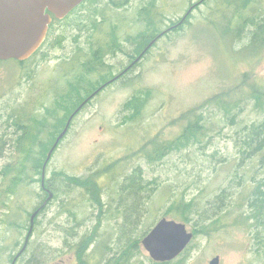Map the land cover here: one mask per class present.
Wrapping results in <instances>:
<instances>
[{"label": "rangeland", "instance_id": "rangeland-1", "mask_svg": "<svg viewBox=\"0 0 264 264\" xmlns=\"http://www.w3.org/2000/svg\"><path fill=\"white\" fill-rule=\"evenodd\" d=\"M115 1L122 5L117 8L108 0V38L119 36L117 44L129 49L142 36L157 35L179 22L191 5L200 3ZM106 3L89 0L78 8L73 17L61 23L67 27L48 52H40L24 65L14 59L0 62V138L12 141L17 137L11 115L18 109L26 112L32 89L40 91L49 81L60 84V79L69 84L74 74L89 72L85 60L81 57L76 61L73 54L93 50L90 38L102 41L93 38L92 28L105 27V22L99 21L104 19ZM248 4L244 14L235 9L221 12L217 0L194 5L179 28L156 40L132 77L110 85L82 110L50 159L46 178L64 172L86 180L100 173L101 204L85 188L55 179V197L40 213L30 243L16 264H78L72 247L94 233L97 235L87 256H96L105 264L129 243L123 232L128 211L133 212L128 229L135 240L144 238L163 217L180 221L176 203L191 200L196 207L188 230L194 232L203 225H209L210 230L197 233L188 251L173 262L211 264L219 256V264H264V228L249 218L257 210L252 206L253 192L264 181V150L245 148L246 141L253 139L264 124V44L260 42L262 48L255 55L243 53L255 44L252 37L258 30L259 41L264 40V0ZM231 19L238 34L229 41L226 33ZM108 60L119 66L125 64L126 57L118 52ZM63 70L64 76L59 77ZM138 92L141 113L132 119L133 111L125 110V106ZM188 111L203 117L206 134L200 142L174 148L154 162L139 156L137 151L153 139L180 136L187 124L183 115ZM11 154L7 145L0 167ZM114 162L119 163L109 172ZM135 174L144 184L138 197L127 189ZM41 187L37 181L23 189L28 199L23 216L26 228L10 231L0 224V241L5 243L10 238L0 264H11L25 244L29 213L48 195ZM217 218L222 225L214 229ZM143 238L129 264L156 262L144 247Z\"/></svg>", "mask_w": 264, "mask_h": 264}, {"label": "trees", "instance_id": "trees-1", "mask_svg": "<svg viewBox=\"0 0 264 264\" xmlns=\"http://www.w3.org/2000/svg\"><path fill=\"white\" fill-rule=\"evenodd\" d=\"M250 1L251 0H241L240 12L242 14L245 13L244 8H246L249 5L248 3ZM112 2L114 4L117 3L115 0H112ZM262 28H264V26H261V29ZM260 34L261 31L258 30L256 32V37H259ZM154 36H156V34L154 33L148 35V37H154ZM144 43L147 42L145 41ZM255 44L257 51H259L261 44L258 38L257 41H255ZM14 60L17 62V64H22L18 60L16 59ZM5 61L8 60H3V61L0 60V62H5ZM98 68H99V64L97 65L96 68L90 67L89 70L98 71L97 70ZM112 77L113 74L109 73V69H108V76L103 75L100 78L103 80L108 78L109 80ZM98 83H99V79L97 81L92 82L91 84L95 86ZM88 92L89 91L86 90V92L84 93H88ZM81 94H83V91H81ZM140 94L141 93L138 92V94L134 95L133 99H130L125 106V110L133 111L132 112L133 115L131 117L132 119L139 117L141 113L142 101H140L141 98H139L141 97ZM262 95L264 96V93H262ZM259 99H261L260 96ZM215 100L217 101V103L222 105L223 102L221 101L220 96H216ZM262 104L264 105V103ZM75 108L76 107H71V106H65L62 109L57 107H48L45 115H43L38 121H35L36 118L35 116H33L34 119L32 121H28L27 117H29L30 114L26 112H22V109L21 110L18 109L16 112H13V114L11 115V119H12L11 122L16 129L17 137L12 141H9V139H4L2 137L0 138V157L3 156L7 145H9L12 148V154L9 156L8 161L4 163L2 167H0V224L6 225L10 231H14V230L19 231V229L21 228H26V224L24 222L23 216H24V212L26 211V205L28 204V199L25 198L23 189L25 187L31 186L34 182L37 181L41 182V186H42L43 168L49 153L48 151L50 150L52 144L57 140L56 137L59 133L60 128L65 125L68 116ZM60 110L64 112L63 115L60 113ZM193 112L194 111H188L183 115V117L187 121V124L185 125V129L180 136H178L174 140L153 139L150 142L144 144L140 148V150L137 151L139 156H142L143 154L142 157H145V159L149 160L150 162H154L162 159L169 151H171L174 148L181 149L187 147L192 142H197V141L200 142L206 134L205 132L206 128L201 121L203 117L201 115L200 116L196 115ZM263 135H264V124H262L257 129L253 139H249L248 141H246L245 148H251L254 150L257 149L256 150L257 152L263 151L264 150ZM118 163L119 162H114L110 166V168L112 169H110L109 172L113 171L114 168L116 167V164ZM100 176H101L100 173H96L90 176L89 178H87L86 180H83L76 176L65 174L64 172H55L54 178L45 179V186L54 193V191L52 190L54 188L53 181L55 179L56 181L63 179L64 181L67 182V184L73 186H81L85 188L87 191H89L92 194L93 200L97 204H101L100 193H98L101 190L100 187H102L100 180H98V177ZM140 180H141L140 175L135 174V176L130 177V181L127 185V189L129 193L137 197L140 189L144 188L143 187L144 184ZM261 185L264 186V181L263 183L258 184L257 188L253 192L252 206L256 207L257 210L249 218H253L257 220L260 223V225H262L264 228V191H262ZM41 188L45 192V195L46 194L49 195V193L45 189H43V187ZM54 197H55V193H54ZM49 203L50 201L48 202V204ZM40 206L36 207L34 211L38 209ZM195 207L196 205L194 200H191L190 202H184V201L177 202L175 205V211L180 216L179 217L180 221L186 224L190 222V215L194 213ZM32 213H29L30 224H31ZM132 214L133 212H131V210L128 211L127 224L125 223L124 225L126 228L123 229V232L125 233L124 235H126V237L129 239L128 245L125 248H122L120 253L109 257L108 260L105 261V264H129L130 260L133 257L134 250H136L140 246L141 239L143 237L132 240L129 233L131 232V230L130 228L128 229V225L132 222L131 221V219L133 218ZM39 215L35 218L34 227ZM208 218H212V217L208 216ZM30 224L29 227L27 226V228H30ZM221 225H222L221 218H217L213 221L214 229L218 228ZM208 226L203 225V227L199 230L195 228L194 232L192 231L194 233V237L199 232H207L208 230H210L209 229L210 227ZM34 227L32 234L34 233ZM150 230H148L143 236L145 237ZM96 235L97 233H94L92 235H86L82 238L80 242H78L75 246L72 247L76 256L75 260L77 261L78 264H100V261L96 258V256L93 255L87 256V251L90 245L94 243ZM9 239H6L5 243L0 241V255L2 251L8 246L6 242ZM186 250L188 251V248ZM16 255L12 258V261L14 260ZM154 264H180V263L169 261V262H155Z\"/></svg>", "mask_w": 264, "mask_h": 264}, {"label": "flooded vegetation", "instance_id": "flooded-vegetation-1", "mask_svg": "<svg viewBox=\"0 0 264 264\" xmlns=\"http://www.w3.org/2000/svg\"><path fill=\"white\" fill-rule=\"evenodd\" d=\"M87 1H89V0H84L80 5L75 7L64 18H58L55 16V14H51L52 15V22L49 25V29H48L46 39L44 40V42L42 43V45L38 49V51L31 58H29L26 61H19L18 60L20 63H22L21 65H24L25 63L29 62L31 59L34 58V56H36L40 52H48L50 50V47L57 44V41L59 40L57 38L59 37L58 35H59L60 31H62V29L64 27H67L61 23L65 22L66 20L73 17L74 13L78 10V8H80L82 5H84ZM106 1H107V3L105 5V9H104L105 10L104 19H101L99 21L101 23L105 22V24H104L105 27L94 26L92 28L93 38H97L98 40L101 39L102 41L97 43L92 38H90V43H89L91 45L90 49H93V50L87 51V52H85V51L82 52V51L78 50V51H75V53L73 54V55H76L75 56L76 61H79V60L81 61V57H82V59L85 60L84 66L87 65L88 69H90V67L96 68L97 65L99 64V68L97 69L98 71H95V70L90 71L89 70V72H84L82 74L81 73L74 74L72 76L73 81H71L69 84H65L64 82L62 83L61 79H60V84H54L55 82L49 81L50 83L44 84L41 87L40 91L35 92V89H32L30 92L29 100H27L26 113L30 114L29 117H27L28 121H32L34 119L33 116L36 117L35 121L40 120V118L43 115H45L48 107H57L60 109L64 108L65 106L76 107L68 116L65 125L60 128L59 133L56 137V139H57L58 136L61 134V132L65 129V127H66L70 117L72 116V114L94 92H96L99 88H101L102 86L105 85L93 98H91L89 101H87L85 103V105L76 113V115L74 116V118L71 121V124H70V127H69L67 133L65 134V136L60 141V143H59L58 147L55 149L53 155L57 152V150L59 149V147L61 145V142L65 139V137L70 132L75 118L82 112V110H84L90 103H92V101L101 92L105 91L110 85H113L114 83L119 82V81H126L130 77H132L134 75L136 69L138 68V66L140 65L142 60L146 57V55L148 54V52L150 51V49L152 47L141 57V59H139V57L142 55V53L145 51V49L148 47V45L155 38H157L158 36L161 35L158 38V39H160V38L166 36L167 34H169L172 30L179 28L180 26H178V25H180L186 21V18L188 17V15L192 11H190V13L187 16H186V14L188 13V11L190 9L193 10L194 5L195 6H198L199 4L203 5V4L208 2V0H200L199 1L200 3H195V4L191 5L190 8L188 9V11L186 12V14L179 20V22L169 26L167 29L163 30L162 32H160L159 34H157L154 37L142 36L140 39H138L134 43L135 45L132 46L131 49H129V48L122 47L121 44H119V45L117 44V42H116L117 39L120 40L119 36L117 37V39L114 38L112 35H110L111 37L108 38V34H109L108 33V0H106ZM124 2H125V0L122 1L123 4H124ZM217 2H218L217 7L221 10V12L230 11L232 9H235L237 12L240 10V7H241V5H240L241 0H227V1L226 0H217ZM114 5L117 6V8H119L120 5H122V4L120 1H118V3H116ZM236 18L237 17H233V19H236ZM231 22H232V19L230 21L229 29L228 30L226 29L227 30L226 37L229 39V41L232 40L234 37H237L236 35L238 34L237 26H235L233 23L231 24ZM98 25H101V24L98 23ZM257 38L260 40V37H256V32H255L254 36L252 37V43L257 41ZM91 39H92V41H91ZM261 39H262V41H260V42L264 44L263 38H261ZM145 41L147 43H144ZM260 48H262V46H260ZM118 52H121V54H123V56L126 57L125 64L121 62V64L119 66H117L114 63H109L108 58L110 57V55H118ZM243 53L255 55L257 53L256 44L249 45V47H247V50H244ZM84 55H88V57L85 58ZM64 64H67V63L64 62L63 65ZM67 65H69V64H67ZM108 69H109V73L113 74V77L109 80H108V78L105 80L101 79L100 77L103 75L108 76ZM65 70H67V68ZM65 70H63V72L59 75V77L62 74H63L62 76H64ZM55 78H57V77H55ZM98 79H99V83L96 84L95 86H93V84H91V83L94 81H97ZM113 79H115V80L108 84V82L113 80ZM137 86L142 87V84L137 83ZM86 90L89 92L84 93V92H86ZM81 91H83V94H81ZM52 95H54L53 97H55L54 101L52 103H49L48 99ZM60 113L62 115L64 114V112H62V110H60ZM15 131H16V129H15ZM55 142L52 144L50 150L54 146Z\"/></svg>", "mask_w": 264, "mask_h": 264}, {"label": "water", "instance_id": "water-1", "mask_svg": "<svg viewBox=\"0 0 264 264\" xmlns=\"http://www.w3.org/2000/svg\"><path fill=\"white\" fill-rule=\"evenodd\" d=\"M84 0H0V60L16 59L26 61L41 47L46 39L52 15L64 18ZM188 11L186 16L190 13ZM161 36V35H160ZM155 38L142 53L141 57L153 46ZM115 79L108 82L111 83ZM105 86V85H104ZM104 86L94 92L70 117L65 129L58 136L54 146L49 151L43 168L42 187L49 195L43 204L31 215V228L28 231L25 244L16 255L11 264H16L18 258L26 250L34 221L54 193L45 186L46 168L55 149L67 133L71 121L76 113L93 98ZM194 239V233L189 231L187 224L175 219L161 218L143 238L142 243L156 262H169L178 258ZM220 258L216 256L211 264H219Z\"/></svg>", "mask_w": 264, "mask_h": 264}, {"label": "bare ground", "instance_id": "bare-ground-1", "mask_svg": "<svg viewBox=\"0 0 264 264\" xmlns=\"http://www.w3.org/2000/svg\"><path fill=\"white\" fill-rule=\"evenodd\" d=\"M42 210H43V209H42ZM42 210H41V212H42ZM41 212H40V213H41ZM38 215H39V214H38ZM30 228H31V224H30ZM30 228H29V230H30Z\"/></svg>", "mask_w": 264, "mask_h": 264}]
</instances>
